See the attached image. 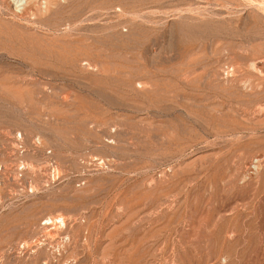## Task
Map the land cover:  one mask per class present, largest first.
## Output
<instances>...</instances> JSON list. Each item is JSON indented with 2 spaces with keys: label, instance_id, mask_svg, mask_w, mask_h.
I'll list each match as a JSON object with an SVG mask.
<instances>
[{
  "label": "rangeland",
  "instance_id": "1",
  "mask_svg": "<svg viewBox=\"0 0 264 264\" xmlns=\"http://www.w3.org/2000/svg\"><path fill=\"white\" fill-rule=\"evenodd\" d=\"M0 264H264V0H0Z\"/></svg>",
  "mask_w": 264,
  "mask_h": 264
},
{
  "label": "bare ground",
  "instance_id": "2",
  "mask_svg": "<svg viewBox=\"0 0 264 264\" xmlns=\"http://www.w3.org/2000/svg\"><path fill=\"white\" fill-rule=\"evenodd\" d=\"M58 220V219H57ZM63 220V219H62ZM59 221H60V219H59ZM62 222V221H61Z\"/></svg>",
  "mask_w": 264,
  "mask_h": 264
}]
</instances>
